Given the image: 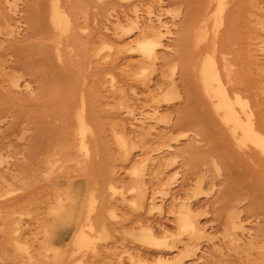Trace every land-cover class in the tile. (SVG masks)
I'll use <instances>...</instances> for the list:
<instances>
[{
  "label": "rangeland",
  "instance_id": "374dc122",
  "mask_svg": "<svg viewBox=\"0 0 264 264\" xmlns=\"http://www.w3.org/2000/svg\"><path fill=\"white\" fill-rule=\"evenodd\" d=\"M48 1L0 0V264H264V159L194 67L217 11L203 54L232 61L264 134V0H61L63 36Z\"/></svg>",
  "mask_w": 264,
  "mask_h": 264
},
{
  "label": "bare ground",
  "instance_id": "6f19581e",
  "mask_svg": "<svg viewBox=\"0 0 264 264\" xmlns=\"http://www.w3.org/2000/svg\"><path fill=\"white\" fill-rule=\"evenodd\" d=\"M230 1L231 0L227 2L229 3ZM213 2H217L216 4L219 3L218 5L220 6V8H222L219 11H222V13L228 4V3L225 4V0H211L212 4ZM216 12L215 11L213 12L211 9H208L201 16L196 27H194V35H195L194 47L195 49L199 51L198 53L202 54L203 56L202 57L201 55H198L195 66H194L197 72L199 73L198 74L199 75L198 78L200 81L199 84H200L204 97L212 105V108L215 114L220 118L222 123L227 127V129L229 128L231 130L232 137L236 141V143L239 145L240 149L245 151L246 153L247 151H250V152L255 151L256 154L258 152L261 155V158L263 157L262 158L263 160L264 159V134L262 133L263 131H261L260 129L261 126L259 127L258 123H256L255 121V117H254L255 115H254V112L252 111V107H251V103L249 99L245 97L244 92H243L244 94L243 95L241 91H239L237 88L232 86V82H233L232 73H233V70L235 69L234 67V69L232 70L233 68L232 61L226 58H222V57L220 58L217 55L218 53H220L218 49L217 51L216 49H214L215 51H213V53L206 54L207 52L205 51L206 55L203 54L208 42L210 41L209 43L210 44L212 43L210 39L211 37L209 38L211 30H212L210 27L212 26V22H216L218 20L217 18L218 13ZM222 15H221L222 20L220 22L226 23V22H223L225 21L224 18L226 19V15L225 14H222ZM47 17L49 19V22L52 28L56 31L58 30V34H60L59 31H61L62 33V35L60 34L61 36H63V34H69L73 30V28H75L74 23L69 13L67 12L65 7L61 3V0H49L48 1ZM203 41L204 43L205 41H207V44L204 47L200 45L203 43ZM57 43H58L57 48L58 50H60L59 48H60L61 41H58ZM144 43L145 42L142 43V46L144 47V50L149 51V53L146 52L147 56L151 57L152 49H149V47L144 46L145 45ZM211 47H212V44L210 48ZM198 75L196 74V76ZM111 82L113 83L114 81L112 80ZM78 124H79V130H80L79 134L84 135L86 139L85 134H87L86 132L90 129L87 122L82 118L80 120V123ZM84 137H82V139ZM82 145L85 150H88L87 143L85 141L82 143ZM256 159L258 158L256 157ZM181 223L184 228L189 227L191 231L194 233H197L200 230L198 226L193 221H191L188 213H184L182 215ZM88 227H91V230H93L92 229L93 225L90 222V219L88 220L87 223L85 224L81 223L78 225V232H77V235L74 241L75 244H85L88 241L87 232L85 229Z\"/></svg>",
  "mask_w": 264,
  "mask_h": 264
}]
</instances>
